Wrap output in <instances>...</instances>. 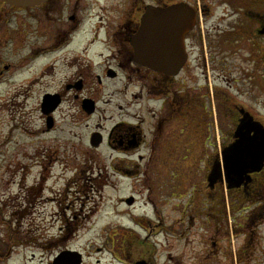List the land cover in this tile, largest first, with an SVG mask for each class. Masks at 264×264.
<instances>
[{
	"label": "rangeland",
	"instance_id": "obj_1",
	"mask_svg": "<svg viewBox=\"0 0 264 264\" xmlns=\"http://www.w3.org/2000/svg\"><path fill=\"white\" fill-rule=\"evenodd\" d=\"M123 3L115 1L118 13ZM218 4L208 28L220 20L228 26L236 18L230 12L223 15ZM41 61L37 68L46 62ZM240 66L243 74L253 68ZM258 83L236 73L230 84L213 86L263 121L264 92ZM125 85L110 83L98 91L102 102L115 94L109 108L114 112L92 118L78 113L74 124L76 113L66 106L69 116L65 111L59 130L48 136L37 111L39 86L22 80L0 85V264H53L64 252H71L64 263L264 264V221L249 223L251 204L235 218L224 215L221 181L214 188L209 182L211 167L216 161L221 165L227 136L236 129L234 118L207 111L209 126L190 148L178 141L179 123L169 118L158 136L165 141L163 153L156 148V155L163 154L161 161L152 160L149 151L144 163L137 158L113 163L115 151L92 146L90 140L100 118H106L100 124L110 127L109 119L120 117L118 106L145 117L144 103L133 98L140 87ZM159 106L152 103L151 109ZM10 239L18 243L8 257Z\"/></svg>",
	"mask_w": 264,
	"mask_h": 264
},
{
	"label": "flooded vegetation",
	"instance_id": "obj_2",
	"mask_svg": "<svg viewBox=\"0 0 264 264\" xmlns=\"http://www.w3.org/2000/svg\"><path fill=\"white\" fill-rule=\"evenodd\" d=\"M115 1L45 0L33 7H22L0 0V85L22 80L26 85L39 86L37 111L43 121L44 135L59 130L66 106L76 113L72 114L74 124L78 122V113L92 118L114 112L109 108L115 94H108V100L102 102L103 96L98 91L106 84L126 82L125 87H140L139 95L133 98L144 103L145 117L131 115L118 106L120 117L109 119L110 127L100 124L106 122V118H100L90 140L98 148L114 150L117 157L113 163L125 164L134 158L144 163L150 156L161 161L165 141L158 136L165 122L172 118L179 123L178 141L187 148L197 145L202 130L209 126L207 111L234 118L236 129L227 136L223 164L242 139L260 138L257 129L264 130V120L256 118L250 109L241 108L236 98L214 88L213 83L230 84L233 75L240 73L258 81L257 88L264 92V86L262 89L259 85L264 74V0H220L222 4L213 0H120L124 3L119 13L113 7ZM217 4L223 8V15L227 13L229 17L230 12L236 18L228 26L220 20L208 28ZM177 5H186L194 12V23L184 40L183 68L176 76L169 77L137 66L132 39L138 34L148 8L167 9ZM116 12L119 17L113 19ZM41 60L46 62L37 68ZM244 63L253 66L247 74H243L240 66ZM231 65L234 72L229 70ZM228 75L232 76L231 80ZM52 85L57 87L52 89ZM152 103L160 108L151 109ZM247 123H251L249 127H245ZM158 147L162 151L156 155ZM229 176L225 164L221 180L226 193L224 215L232 214L235 218L245 204H251L249 223L264 221V160L257 167L245 170L232 188ZM17 243L9 240L8 257Z\"/></svg>",
	"mask_w": 264,
	"mask_h": 264
},
{
	"label": "water",
	"instance_id": "obj_3",
	"mask_svg": "<svg viewBox=\"0 0 264 264\" xmlns=\"http://www.w3.org/2000/svg\"><path fill=\"white\" fill-rule=\"evenodd\" d=\"M11 5L22 7H33L41 4L45 0H2ZM194 23V12L186 5H177L167 9L150 7L145 13L138 34L133 37L132 45L135 50V64L145 67L155 73L166 76H176L186 62L184 51V40L187 32ZM247 123L245 127H249ZM253 128V127H251ZM260 131V138L255 140L242 139L236 145L225 161L224 167L228 168L230 176L228 181L235 185L233 180L240 179L245 170L254 168L264 160V130ZM224 161V160H223ZM222 173L220 165L213 169L209 182L211 188L220 181ZM129 205L133 200H128ZM70 253L61 254L54 264H81V260L64 263L63 259ZM137 264H147L139 262Z\"/></svg>",
	"mask_w": 264,
	"mask_h": 264
}]
</instances>
